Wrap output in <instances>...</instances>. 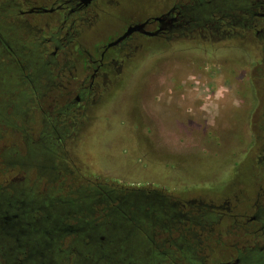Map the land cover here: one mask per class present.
Instances as JSON below:
<instances>
[{
    "label": "rangeland",
    "instance_id": "1",
    "mask_svg": "<svg viewBox=\"0 0 264 264\" xmlns=\"http://www.w3.org/2000/svg\"><path fill=\"white\" fill-rule=\"evenodd\" d=\"M21 1L0 0V7L16 10L14 5ZM116 1L121 5L120 17L128 21L155 16L171 2ZM48 20V16H26L23 23L37 29ZM127 23L102 22L104 33L95 35L97 38L84 33L78 43L90 49L102 45ZM238 34L239 39L225 41L223 49L208 56L202 51L189 52L183 45L161 49L154 40L146 39L147 54L132 73L117 88L98 92L95 104L85 114L68 117L56 113L43 116L41 123L39 115L27 107L28 98L19 120L6 117L9 131L0 136V185L31 183L32 172L27 175L10 163L18 164L26 153L30 155L27 161L34 163L36 154L45 152L43 176L48 184L105 185L142 197L161 196L171 203L192 201L194 206H218L228 200L232 216L248 219L257 194L261 196L259 204L264 205V162L257 165L258 157L264 156V41L246 32ZM187 45L194 49L198 44ZM233 67L234 75L228 72ZM26 73L32 82L29 87L14 85L0 103L21 91L28 96L31 88L46 109L59 91L52 86L45 89L41 79ZM173 84L179 89L173 91ZM164 100L190 109V117L171 119L161 114ZM141 107L149 116L147 121ZM148 130L156 132L155 136H149ZM168 133L175 134L169 138ZM218 215H211L212 221L207 223L206 215L197 219L193 213V221L199 223L202 218V225L191 232L199 264L233 262L238 253L245 255L253 245L254 225L239 229L244 222L240 217L234 224L228 216L218 222Z\"/></svg>",
    "mask_w": 264,
    "mask_h": 264
},
{
    "label": "trees",
    "instance_id": "2",
    "mask_svg": "<svg viewBox=\"0 0 264 264\" xmlns=\"http://www.w3.org/2000/svg\"><path fill=\"white\" fill-rule=\"evenodd\" d=\"M199 1L207 9L231 10L224 21L235 29L244 30L253 21L256 38L264 41V31L259 30L264 28V0ZM39 39L37 30L23 24L15 10L0 7V99L8 97L14 85L29 87L26 72L48 90L51 70L36 65L46 57ZM38 98L30 88L28 96L21 91L0 103L1 137L9 131L6 117L19 120L26 103L40 115ZM44 153H37L34 163L27 161L28 153L18 164L10 163L27 175L32 172L31 183L0 185V264H199L191 232L202 225V218L199 223L192 220L189 229L176 219V211L164 203L159 206L154 196L90 183L48 184Z\"/></svg>",
    "mask_w": 264,
    "mask_h": 264
},
{
    "label": "flooded vegetation",
    "instance_id": "3",
    "mask_svg": "<svg viewBox=\"0 0 264 264\" xmlns=\"http://www.w3.org/2000/svg\"><path fill=\"white\" fill-rule=\"evenodd\" d=\"M14 6L22 19L26 16L49 17L42 28L35 27L40 38L39 46L46 56L43 63L36 62V65L38 70L43 69L44 66L45 68L48 66L51 70V80L46 87H54L59 91V96L55 100H50L46 109H41L39 115L41 123H43V116H53L56 113L58 116L65 113L68 117L85 114L95 104L98 92L117 88L119 82L132 73L134 65L139 64L142 56L147 54V48L144 46L146 39L154 40L161 49L165 45L170 48L183 45L189 52L202 51L208 56L216 55L220 49H223L221 46L225 41L241 37L238 32L253 34L254 37L259 36L253 21L248 22L244 30L235 29L224 21L225 17L228 18L225 14H230L231 10H222L218 7L207 9L199 0H182V2L171 0L159 14L149 16L142 21L137 19L128 21L125 17H120L122 9L116 0H47L46 3H30L22 0ZM116 20L128 23L106 43L91 49L78 43L84 33L97 38L95 35L105 32L102 30V22ZM141 25H144L141 30H136L118 41L128 29ZM50 32L51 35H49ZM147 33L154 35L150 36ZM191 42L198 45L194 49L188 48L187 44ZM235 70V67L229 68L228 72L234 75ZM158 72L154 74L159 75ZM171 88L173 91L176 88L179 89L175 84ZM163 103H165L164 106L160 105L161 114L165 113V116L171 119L174 116L190 117L187 115L190 109L181 105L176 106L173 100H164ZM58 106H60L59 112H56ZM141 108L147 121L149 116L145 114V109ZM148 131L149 136L156 134V132L151 131V134L150 130ZM44 134L45 131L42 136ZM174 134L167 135L170 138ZM26 159H30L29 153ZM263 162L264 156L258 157L257 165L262 166ZM260 198L259 194L255 196L256 201L252 205L251 217L245 219V216H239L244 221L242 225H238L239 229L249 224L254 225L251 249H244L245 255L238 253L235 261L223 264H243L246 260L249 264H264V205L259 204ZM158 202L159 206L164 203L176 211V219L182 220L185 228H191L194 212L197 213V219L204 215L209 217L219 214L216 218L218 222L228 216L234 219V224H238L239 217L231 215L233 210L228 200H224L222 205L218 206L201 203L194 206L192 201L171 203L168 199L159 196ZM236 237L241 238L242 234H236Z\"/></svg>",
    "mask_w": 264,
    "mask_h": 264
},
{
    "label": "water",
    "instance_id": "4",
    "mask_svg": "<svg viewBox=\"0 0 264 264\" xmlns=\"http://www.w3.org/2000/svg\"><path fill=\"white\" fill-rule=\"evenodd\" d=\"M44 12H46V11H44ZM160 21H161V20H160ZM143 26H144V25H141V26L136 27V28H130V29H128V31L126 32V34H125L121 39H119L118 41H121L123 38L129 36L131 33L135 32L136 30H138V31L141 30V28H142ZM147 35L153 36L154 34H148V33H147ZM109 46H112V45H109Z\"/></svg>",
    "mask_w": 264,
    "mask_h": 264
}]
</instances>
